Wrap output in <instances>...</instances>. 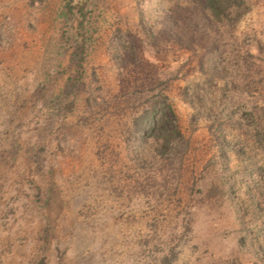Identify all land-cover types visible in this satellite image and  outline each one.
<instances>
[{"label": "rangeland", "instance_id": "rangeland-1", "mask_svg": "<svg viewBox=\"0 0 264 264\" xmlns=\"http://www.w3.org/2000/svg\"><path fill=\"white\" fill-rule=\"evenodd\" d=\"M71 1L0 0V264H264V0H78L81 82Z\"/></svg>", "mask_w": 264, "mask_h": 264}, {"label": "trees", "instance_id": "trees-1", "mask_svg": "<svg viewBox=\"0 0 264 264\" xmlns=\"http://www.w3.org/2000/svg\"><path fill=\"white\" fill-rule=\"evenodd\" d=\"M208 7L210 9L211 14L216 18H222L225 16L227 9L232 5L234 0H206ZM69 12L71 15V19L78 18V26L76 27V39L78 40V47L76 49V53L78 56V66L79 72L77 73L76 80L74 82L82 81L84 79L85 73L83 71V62L85 60V52H86V33H87V26H86V18H87V11H86V4L84 2H80L78 0H72L69 6ZM262 116L259 115V118ZM159 123H163V119L158 116L157 107L153 108L152 110H148L141 115V124L144 130L155 128L159 125ZM163 133L166 134V138L168 141H171L174 136H181L182 133L175 127L173 134L170 132L167 133V129L162 127ZM175 132V133H174ZM255 204V200L252 201ZM43 264V262L41 263Z\"/></svg>", "mask_w": 264, "mask_h": 264}]
</instances>
